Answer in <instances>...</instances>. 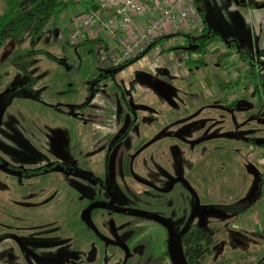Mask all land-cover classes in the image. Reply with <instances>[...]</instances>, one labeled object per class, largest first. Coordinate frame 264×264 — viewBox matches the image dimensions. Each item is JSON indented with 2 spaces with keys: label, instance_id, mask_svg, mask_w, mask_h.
<instances>
[{
  "label": "rangeland",
  "instance_id": "obj_1",
  "mask_svg": "<svg viewBox=\"0 0 264 264\" xmlns=\"http://www.w3.org/2000/svg\"><path fill=\"white\" fill-rule=\"evenodd\" d=\"M64 1L67 8L50 19L36 43L35 49L45 50L52 57L37 56L32 68L34 83L28 85L33 77L18 72L13 66L8 67V76L0 82V248L6 246L8 236L13 238L10 252L5 257L0 253V264L81 261L84 264H142L135 257L128 258L130 253L123 243H111L107 248L100 240L104 235L110 236L116 221L115 215L108 214L112 210L107 205L117 207L123 203L113 193L114 183L109 184L108 174L112 176L116 153L115 149L109 158L110 148L137 113L150 117L149 111L151 114L155 104L169 98L167 94L174 91L180 77L189 75L192 69L210 66L207 64L205 68L199 62H195L196 67L177 64L174 56H178V51L186 59L206 61V55L202 51L191 54L174 51L183 38L172 36L142 58L116 70L112 66L114 48L110 42H70L72 20L82 8L72 0ZM202 1L215 32L222 36L214 42L225 44L235 40L242 51L264 59V0ZM30 36L27 33L11 39L1 48L0 64L15 47H30ZM224 48H227L224 52L220 49L217 52V63L228 73L230 81L236 85L241 82L235 92L236 125L255 131L250 135L262 144L264 87L263 92L255 93L244 74L246 70L243 72L247 62L241 60L238 50ZM3 71L0 67V73ZM261 71L264 81V65ZM94 86L105 97L116 101L119 120L127 125L120 135L109 137L106 145H99L100 134L89 123L87 102L92 98L90 92ZM182 86L183 94L190 90L184 81ZM234 90L231 88L230 94ZM156 115L162 113L156 112ZM144 125L139 122L132 130L127 140L129 146L139 144ZM194 135L192 129L179 133L188 140ZM144 153L140 156L143 160L148 155ZM30 170H34L32 177L25 173ZM253 170L255 183L256 177H262L256 167ZM100 222L105 224L102 231ZM179 240L178 244L182 245ZM20 242L25 243L24 250ZM90 247L92 258L88 257ZM116 251L123 259L112 258Z\"/></svg>",
  "mask_w": 264,
  "mask_h": 264
},
{
  "label": "crops",
  "instance_id": "obj_2",
  "mask_svg": "<svg viewBox=\"0 0 264 264\" xmlns=\"http://www.w3.org/2000/svg\"><path fill=\"white\" fill-rule=\"evenodd\" d=\"M205 15L208 28L215 31L207 6ZM181 40L184 47L185 38ZM224 43H212L201 64L210 67L192 69L189 75L180 77L174 91L167 94L169 98L157 102L151 114L149 111L150 117L137 113L131 128L146 123L138 145L129 146L124 139L116 149L109 182L115 185L114 195L123 201L119 207L134 211L108 207L112 210L108 214L115 215L116 221L110 236L100 239L107 248L111 243H125L129 258L135 257L142 264H191L182 235L190 225L198 224L217 230L213 251L201 264H264V143L258 144L250 135L255 132L252 129L236 125V93L241 82L236 85L230 81L217 63L218 50L222 53L225 46L229 47L227 41ZM178 47L173 50H180ZM174 57L180 66L196 67L198 60L186 59L180 51ZM261 65L264 63H256L262 77ZM248 66L245 63L243 72ZM183 81L190 89L184 94ZM249 82L255 91L253 80ZM231 88H235L232 94ZM93 102L91 108L87 107L89 123L100 134L99 145H104L107 137L127 125L119 120L115 100L99 92ZM191 129L195 134L191 139L179 136ZM144 152H148L145 160L140 157ZM253 167L262 177H256L255 183ZM159 218L168 222L169 229ZM104 225L100 222L101 231ZM12 240L10 235L5 239L6 246L1 245L2 257L10 252ZM120 255L116 251L112 258L123 259Z\"/></svg>",
  "mask_w": 264,
  "mask_h": 264
},
{
  "label": "built area",
  "instance_id": "obj_3",
  "mask_svg": "<svg viewBox=\"0 0 264 264\" xmlns=\"http://www.w3.org/2000/svg\"><path fill=\"white\" fill-rule=\"evenodd\" d=\"M81 6L69 31L71 43L113 45L112 66L147 53L162 37L196 38L206 28L196 0H72Z\"/></svg>",
  "mask_w": 264,
  "mask_h": 264
},
{
  "label": "trees",
  "instance_id": "obj_4",
  "mask_svg": "<svg viewBox=\"0 0 264 264\" xmlns=\"http://www.w3.org/2000/svg\"><path fill=\"white\" fill-rule=\"evenodd\" d=\"M196 2L199 4L206 22L205 7L203 6V1L196 0ZM67 6L68 4L64 0H0V50L11 39H17L18 37H22L27 33L31 34L29 38V41L31 43L30 47L19 45L9 51L8 54L4 57V60L0 64V67L4 68V71L0 73V82H2L4 78L8 76L9 71L7 69L9 66L15 67L18 72L22 74L33 77L32 68L36 64L37 56L39 54H45L50 58L52 57L45 50L35 49V46L50 19L62 13L67 8ZM172 36L177 35L162 37L157 41L152 49ZM218 37H222L221 34L208 28L206 23V28L202 35L196 38H192L190 36L185 37L186 44L184 45V47L190 44H196L198 45L197 49L188 51L185 50L183 46H180L182 49L180 47H178L177 49L182 50L184 54H191L193 51H202L203 54L206 55L208 52V47L215 40H217ZM227 43L230 47L238 50L240 58L243 61L247 62V64L249 65L248 69L245 72V76L247 79L253 80L255 85L254 92H263L261 88L264 87V83L262 81L261 73L259 72V70H257V62L254 56L242 51L239 47L238 42L235 40L227 41ZM173 49H175V47ZM146 54L147 53L142 54L138 58L116 68V70L132 64ZM259 60L263 61L264 63V59L261 58ZM196 62L204 64L205 60L200 58ZM34 81L35 80L33 77V79L28 82V85H31L32 83H34ZM159 219L169 229L168 222L161 218ZM216 232L217 230L214 228H209L198 224H193L186 228L182 235V241L185 254L191 264H201L205 260V258L212 253V248L216 241ZM168 254H170L169 251Z\"/></svg>",
  "mask_w": 264,
  "mask_h": 264
},
{
  "label": "flooded vegetation",
  "instance_id": "obj_5",
  "mask_svg": "<svg viewBox=\"0 0 264 264\" xmlns=\"http://www.w3.org/2000/svg\"><path fill=\"white\" fill-rule=\"evenodd\" d=\"M230 41V40H229ZM227 46H229L228 45V43H227ZM209 48V47H208ZM229 48H230V46H229ZM255 58V57H254ZM259 59H261V58H255V60H256V62H262L263 63V61H261V60H259ZM114 68H118V67H114ZM102 78V77H101ZM101 78L99 79V82L101 81ZM96 86H94L93 88H91V92H90V96L92 95V98H91V100H89V102H87V107H90L91 108V105H92V103H93V101H94V99H95V96L97 95V93H99V89L97 88H95ZM89 108V109H90ZM131 109V111L132 110H134L133 108H130ZM131 124H129L128 126H127V130L125 131V133H123V135L120 137L119 136V138L115 141V142H113L112 143V147L110 148V151H109V149H108V151H109V158H110V153L112 154L113 153V151L115 150V149H118V147H119V145L124 141V139H128V137H129V135L131 134V132H132V128H131ZM123 132V130H121L119 133H116L115 135H113V136H111V138H114V136H117V135H120L121 133ZM108 138L109 137H107V139H106V141H104V145H106V142H108ZM199 140H202V139H199ZM109 145L110 144H107V146L109 147ZM107 147V148H108ZM107 159H108V157H107ZM34 170H30V171H26L25 173L26 174H28V175H30L31 177L34 175V172H33ZM89 173V172H88ZM108 173H109V171H108ZM90 174V173H89ZM90 175H92V174H90ZM109 175V174H108ZM90 178V177H89ZM109 181H110V175H109ZM110 183V182H109ZM97 205H100V206H106V205H104L103 203H99V204H97ZM107 207H110V208H112V209H118V210H120V211H134V210H132V209H129V208H121V207H119V206H114V205H107ZM139 213H140V211H138ZM142 213V212H141ZM86 218H87V215H86ZM155 218V217H154ZM12 238V237H11ZM13 239V238H12ZM15 240V239H14ZM124 245H126L127 247V249H126V251L128 252V253H130V251H129V247H128V245L127 244H125V243H123ZM25 243H23V242H20V248L22 249V250H24L25 248ZM131 256V253H130V255L128 256V258ZM74 264H84L83 263V261H81V262H74Z\"/></svg>",
  "mask_w": 264,
  "mask_h": 264
},
{
  "label": "water",
  "instance_id": "obj_6",
  "mask_svg": "<svg viewBox=\"0 0 264 264\" xmlns=\"http://www.w3.org/2000/svg\"><path fill=\"white\" fill-rule=\"evenodd\" d=\"M185 50H193V49H197L198 48V45L196 44H190V45H187L185 47H183ZM127 249V248H126Z\"/></svg>",
  "mask_w": 264,
  "mask_h": 264
}]
</instances>
